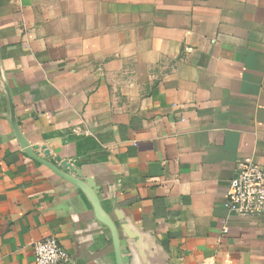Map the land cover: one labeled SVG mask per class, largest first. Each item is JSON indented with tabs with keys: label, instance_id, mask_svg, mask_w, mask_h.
<instances>
[{
	"label": "crops",
	"instance_id": "0c3cea01",
	"mask_svg": "<svg viewBox=\"0 0 264 264\" xmlns=\"http://www.w3.org/2000/svg\"><path fill=\"white\" fill-rule=\"evenodd\" d=\"M246 157L264 0H0V264H264L224 206Z\"/></svg>",
	"mask_w": 264,
	"mask_h": 264
},
{
	"label": "built area",
	"instance_id": "2783aa9c",
	"mask_svg": "<svg viewBox=\"0 0 264 264\" xmlns=\"http://www.w3.org/2000/svg\"><path fill=\"white\" fill-rule=\"evenodd\" d=\"M224 206L232 215L264 216V163L254 157H246L238 163L236 174L228 183ZM33 249L34 264H63L69 260L68 253L56 237L34 243Z\"/></svg>",
	"mask_w": 264,
	"mask_h": 264
}]
</instances>
